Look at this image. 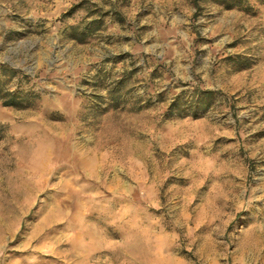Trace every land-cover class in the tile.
I'll return each instance as SVG.
<instances>
[{
    "label": "rangeland",
    "instance_id": "rangeland-1",
    "mask_svg": "<svg viewBox=\"0 0 264 264\" xmlns=\"http://www.w3.org/2000/svg\"><path fill=\"white\" fill-rule=\"evenodd\" d=\"M0 264H264V0H0Z\"/></svg>",
    "mask_w": 264,
    "mask_h": 264
},
{
    "label": "trees",
    "instance_id": "trees-1",
    "mask_svg": "<svg viewBox=\"0 0 264 264\" xmlns=\"http://www.w3.org/2000/svg\"><path fill=\"white\" fill-rule=\"evenodd\" d=\"M212 94L213 91L209 89H194L192 91L191 98L187 101L182 102V95L181 93L176 94L173 98V101L169 103L168 105V114L172 113H181L184 111L185 107L191 108L194 111L198 109H207L212 101ZM5 104H15L14 98L9 97L6 100H4ZM186 106H184V104Z\"/></svg>",
    "mask_w": 264,
    "mask_h": 264
}]
</instances>
